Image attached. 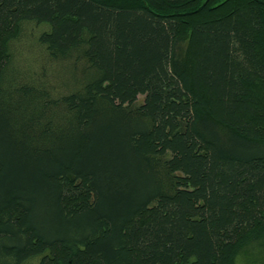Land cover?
<instances>
[{
    "label": "trees",
    "instance_id": "16d2710c",
    "mask_svg": "<svg viewBox=\"0 0 264 264\" xmlns=\"http://www.w3.org/2000/svg\"><path fill=\"white\" fill-rule=\"evenodd\" d=\"M257 243L264 0H0V264Z\"/></svg>",
    "mask_w": 264,
    "mask_h": 264
},
{
    "label": "rangeland",
    "instance_id": "374dc122",
    "mask_svg": "<svg viewBox=\"0 0 264 264\" xmlns=\"http://www.w3.org/2000/svg\"><path fill=\"white\" fill-rule=\"evenodd\" d=\"M19 60L23 63L24 60L21 52L17 53ZM142 98V97H141ZM239 264H264V244L257 243L255 246L243 251L238 257Z\"/></svg>",
    "mask_w": 264,
    "mask_h": 264
}]
</instances>
